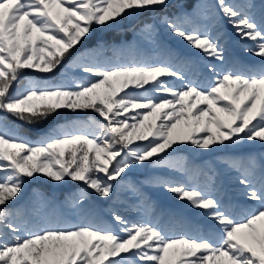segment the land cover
Wrapping results in <instances>:
<instances>
[{
    "label": "snow or ice",
    "instance_id": "snow-or-ice-1",
    "mask_svg": "<svg viewBox=\"0 0 264 264\" xmlns=\"http://www.w3.org/2000/svg\"><path fill=\"white\" fill-rule=\"evenodd\" d=\"M176 7L180 11L169 12V0H0V264H264V164L251 155L220 161L237 173L250 202L233 206L217 198L210 172L170 158L189 147L212 152L264 144V63L208 65L214 79L202 86L189 79L193 62L172 50L155 61L113 62L123 50L103 36L88 43L94 26L112 29L126 17L150 13L172 36L223 63L222 34L213 36L200 23L215 25L222 16L241 40L252 42L245 51L264 62V0L259 21L250 0ZM141 32L154 36L155 23L143 22ZM60 68V82L47 78ZM73 69L80 75L69 78ZM25 70L43 75L22 81ZM61 110L71 116L35 140L16 124L39 125ZM145 163L189 177L151 182L202 210L212 222L206 233L169 235L160 224L129 221L115 211V227L91 218L95 198L115 194L119 201L122 189L151 208L140 189L124 181ZM37 174L83 185L65 198L76 222L54 212L29 213L18 203ZM34 197L41 208L49 205L43 194Z\"/></svg>",
    "mask_w": 264,
    "mask_h": 264
},
{
    "label": "rangeland",
    "instance_id": "rangeland-1",
    "mask_svg": "<svg viewBox=\"0 0 264 264\" xmlns=\"http://www.w3.org/2000/svg\"><path fill=\"white\" fill-rule=\"evenodd\" d=\"M176 0H169V5ZM233 2L245 3L247 0H233ZM251 3L256 5L257 20H260V8L262 0H250ZM197 3L214 4L215 0H198ZM192 8V7H191ZM191 8L186 10L191 11ZM179 9V8H178ZM136 18L126 17L119 26L112 29H99L94 26L92 36L96 37L105 31H110L120 27L133 28V22ZM201 24L208 25V30L213 36L217 33H221V43L224 46V61L223 63L214 59L206 58L203 53L196 49L191 48L187 42L181 41L180 38L172 36L168 30L160 23L155 25V34L150 36L147 33H142L141 28L134 31V36L131 37V41H120L123 43L114 44L112 47L115 49L123 50L119 60L113 59V62H124L131 60H159L166 58L168 50H172L178 53L182 57L189 58L193 65L188 70L189 79L196 83L206 86L210 80L214 79V74L208 71V65H215L220 68H231L239 65L251 64L259 65L264 63L259 57L253 56L245 51L246 45H251V41L241 40L238 37L231 26L223 19L219 17L215 22L211 20H201ZM91 36V37H92ZM131 43L130 46L124 48L123 44ZM112 56V53H108ZM65 70L60 68L55 75L47 77L52 82L57 83L61 80V73ZM43 74L35 73L31 70H25L22 81L24 79L38 78ZM80 75L76 70H72L68 73L69 78H74ZM169 83L179 85V81L173 78H165ZM19 86V85H18ZM17 86V87H18ZM15 91V89H13ZM92 116H96L94 112L89 113ZM65 116H71L67 110H61V116L53 117L58 122H62ZM61 119V121H60ZM101 122L102 118L97 117ZM58 121V122H57ZM55 123V124H56ZM53 124V125H55ZM44 131H39L41 136ZM38 136L30 137L35 140ZM263 148L262 150H260ZM245 149H250L246 151ZM259 152L262 156L259 155ZM254 156L258 165L264 164V144L259 141L255 143L244 142L238 146H229V148H218L216 151L206 152L204 150H192L190 147L171 153V159H180L186 161L189 168H199L204 172H210L214 178L215 183V195L218 199H221L225 204L231 203L233 206L244 205L250 202L246 201L242 195L241 186L236 182L235 177L237 173L226 171L223 164L220 161L226 157H245ZM156 177H165L172 180H187L184 173L173 169H166L162 167H153L150 164L145 163L143 167L134 166L124 176V181L136 185L140 191L144 194V197L151 203V208L145 210L143 202L132 195L131 193L121 190L119 201L116 200L115 194L111 200H101L95 198L93 201L92 216L94 221L103 222L108 226L115 227L114 222L111 221V213L113 211L118 212L129 221H137L140 219L149 220L152 223L160 224L168 231L169 235H177L180 233H188L190 235H200L202 232L206 233L207 227L211 224V221L205 220L201 212L202 210L191 208L187 201L177 200L172 193L165 191L162 187L155 186L151 181ZM206 177L201 175L199 181L201 184L205 182ZM52 186L53 188L66 189L65 195L62 198H57L54 195H47L41 190V185ZM83 187L76 182L68 181L67 184H56L51 180L37 174V176L29 181L26 185L23 196L18 203L27 205L29 213L39 212L43 213H58L66 218L69 222H76L77 212L71 210L65 203V198L71 191H75L77 188ZM90 191V190H89ZM34 193L43 194L49 200V205L46 208H41L38 198L34 197ZM35 202L33 203V201Z\"/></svg>",
    "mask_w": 264,
    "mask_h": 264
},
{
    "label": "trees",
    "instance_id": "trees-1",
    "mask_svg": "<svg viewBox=\"0 0 264 264\" xmlns=\"http://www.w3.org/2000/svg\"><path fill=\"white\" fill-rule=\"evenodd\" d=\"M196 1L198 0H176L175 2H173L172 4L169 5V12H176V11H180V9H178L176 7V5L179 4H184L186 6V8H191L194 5H196ZM192 9V8H191ZM152 21L153 23H155V25H158V22L155 21V18L152 17V15L150 13H145L141 16H139L134 22H133V28L129 29L127 27H120V28H116L110 31H105L104 33L99 34L98 36L94 37L92 36L90 38V40L88 41L89 44L94 43L95 40L100 37L103 36V38L105 39V41L107 43H109L111 46H113L114 44L117 43H123L120 41H126L124 43H127L129 41H131V37L134 36V31H137L141 28V24L145 21ZM131 43L128 44H123L122 46L124 48H126L127 46H130ZM132 46V45H131ZM130 46V47H131ZM220 65L216 66L219 67ZM8 119L11 121L14 118L12 117H8ZM61 121V119H60ZM58 122V121H57ZM56 121L51 118L48 122L39 124V125H34V126H29L26 124H23L20 121H16V124H18L22 130L27 133L29 135V137H35L40 135L41 133L39 131H44L46 129H48L50 126H53V124H55ZM263 148H261L260 150H262ZM246 151L250 150V149H245ZM259 155H261V153L259 152ZM41 190L47 194V195H54L57 198H62L65 195V191L66 189H62V188H53L52 186H48V185H41Z\"/></svg>",
    "mask_w": 264,
    "mask_h": 264
}]
</instances>
